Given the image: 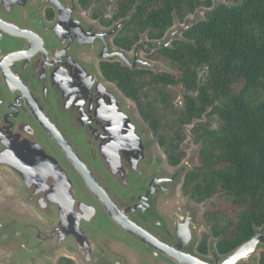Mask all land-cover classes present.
Here are the masks:
<instances>
[{"label":"water","instance_id":"water-1","mask_svg":"<svg viewBox=\"0 0 264 264\" xmlns=\"http://www.w3.org/2000/svg\"><path fill=\"white\" fill-rule=\"evenodd\" d=\"M208 12L198 9L183 25L175 20L160 41L142 37L128 55L113 39L132 13L100 30L83 18L77 0H0V171L18 181L16 201L35 215L0 214L1 256L10 264H52L60 251L81 264H126L114 244L140 264H258L253 256L264 252V227L228 255H197L199 208L173 211L177 240L165 244L160 207L183 184L200 148L167 170L127 98L79 58L90 51L100 62L158 70L141 53L170 49Z\"/></svg>","mask_w":264,"mask_h":264},{"label":"trees","instance_id":"trees-1","mask_svg":"<svg viewBox=\"0 0 264 264\" xmlns=\"http://www.w3.org/2000/svg\"><path fill=\"white\" fill-rule=\"evenodd\" d=\"M91 2L79 0V5L88 10ZM114 4L112 19L93 18L111 27L132 13L113 39L126 52L133 51L142 35L160 41L175 20L184 24L198 9L209 10L170 49L149 57L166 62L171 71L130 70L107 61L99 63V70L135 104L173 168L187 158L181 146L187 140L185 128L192 127L199 158L181 191L196 204L213 200L204 218L217 240V252L228 255L264 227V0H227L216 8L213 0ZM45 15L55 18L52 9ZM178 87L180 107L174 105ZM208 249L209 236L204 234L197 252L207 255ZM58 264L74 262L62 258ZM258 264H264V252Z\"/></svg>","mask_w":264,"mask_h":264},{"label":"rangeland","instance_id":"rangeland-1","mask_svg":"<svg viewBox=\"0 0 264 264\" xmlns=\"http://www.w3.org/2000/svg\"><path fill=\"white\" fill-rule=\"evenodd\" d=\"M79 3V0H77ZM220 0H213L214 4L215 2H218ZM222 3H227V0H221ZM115 0H92L90 8L88 10H82L81 8V15L88 23H95L97 24L98 28L100 30H108L109 27H106L100 23V20H96L93 18L94 15H99L101 18H105V20L112 19L114 12H115ZM229 4V3H228ZM206 9V8H201ZM200 16L203 17L204 14L200 13ZM194 15L190 16L189 19H193ZM118 23V22H115ZM183 25V24H181ZM176 29L174 26L171 30ZM144 37L147 41H151L148 39L147 35L144 34L141 36V38ZM141 42V39H140ZM157 52V51H156ZM133 52H129L128 55H132ZM154 53V52H153ZM152 53V54H153ZM151 54V55H152ZM150 55V56H151ZM148 55L141 53V57L143 59H147L151 61L153 64L159 67L158 70H153L155 73L159 72H169L171 71L169 66L166 62L160 61V60H153L150 59ZM79 58L83 60L84 62H87L89 64H92L99 70V63L100 61L96 58L95 52L90 51H83L79 54ZM175 94V103L174 105L176 107L182 106V91L181 88L178 87L174 91ZM126 100V99H125ZM127 103L132 107V109L136 112L139 120L142 122L145 131L147 132L149 138L155 142V145L157 147V150L161 156L164 157L165 160V167L169 171H174L176 168L171 167L168 162L167 158L163 152V150L159 147L156 138L153 136L151 130L147 126V124L141 119L137 108L133 102L130 100H126ZM206 121V119H204ZM214 127L218 126V121H213ZM192 127L185 128L186 134H187V140L182 144V149L186 152L187 158L184 162L188 161L192 155H194V152L198 151L199 145L194 141V137L191 134ZM198 157H196L195 164L193 167H195L198 163ZM192 167V168H193ZM191 168V169H192ZM99 178L104 182L103 176L99 175ZM184 180V179H183ZM183 183V182H182ZM17 185L18 181L13 177V175L8 170H1L0 171V214H10L13 216H20V217H26V218H35V215L33 212L26 208L16 201L17 199ZM171 206H179V207H190V208H199V214L196 219V225H197V231H198V243L200 242L201 237L206 234L209 236V251L205 258L213 260V252H216V242L217 240L211 235L210 226L207 223V221L204 218V212L206 209L210 206L211 202L213 201H207L203 204H196L192 200H190L188 197L183 196L181 191V185L177 187L176 189V195L171 199ZM112 251L115 252L118 256H123L125 259L126 264H140L138 257L132 253L129 249L124 248L123 246L119 244L112 245ZM262 250H259L253 257L259 259L260 253H262ZM197 255L198 252H195ZM3 250L0 249V264H10L9 258L2 257ZM201 256V255H199ZM222 256V255H221ZM203 257V256H201ZM62 258H70L74 264H81L80 260L76 256H70L65 251H60L56 254L55 258L51 261L52 264H58L59 260Z\"/></svg>","mask_w":264,"mask_h":264},{"label":"flooded vegetation","instance_id":"flooded-vegetation-1","mask_svg":"<svg viewBox=\"0 0 264 264\" xmlns=\"http://www.w3.org/2000/svg\"><path fill=\"white\" fill-rule=\"evenodd\" d=\"M35 5V2H32V3H30V6H34ZM50 9V8H49ZM48 10V9H47ZM46 10V11H47ZM46 11H45V13H46ZM45 18H46V15H45ZM46 20L48 21V22H51V21H53V20H48L47 18H46ZM175 168H177V167H175ZM181 187H182V185H181ZM177 189V188H176ZM176 195V194H175ZM174 195V196H175ZM173 196V197H174ZM184 196V195H183ZM172 197V198H173ZM171 199L168 201V202H166V203H163L162 205H161V207H160V210H161V213H162V215H163V217L166 219V222H167V227H166V229H165V232H166V234H167V236L168 237H166V238H163V233L162 232H159V231H155V233L157 234V236L159 237V238H163V240H164V242H165V244H173L174 242H176V237H174L173 236V226H172V219H171V216H172V214H173V211L174 210H176L177 208H183L184 206H182V207H179V206H171L172 204H171ZM198 246V245H197ZM195 252H197V247H196V250H195ZM199 255H201V256H203V257H206V255H202V254H200V253H198ZM162 264H170V262H168V261H164V263H162Z\"/></svg>","mask_w":264,"mask_h":264}]
</instances>
